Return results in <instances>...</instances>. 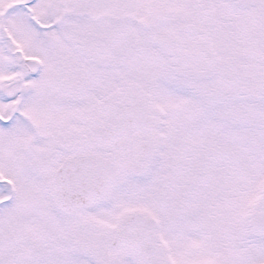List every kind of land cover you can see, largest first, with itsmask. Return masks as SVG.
<instances>
[{
	"label": "snow or ice",
	"instance_id": "6c2138e0",
	"mask_svg": "<svg viewBox=\"0 0 264 264\" xmlns=\"http://www.w3.org/2000/svg\"><path fill=\"white\" fill-rule=\"evenodd\" d=\"M0 264H264V0H0Z\"/></svg>",
	"mask_w": 264,
	"mask_h": 264
}]
</instances>
